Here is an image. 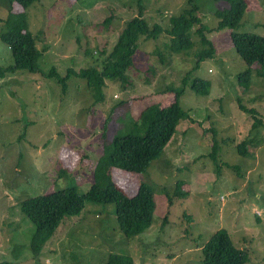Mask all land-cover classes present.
<instances>
[{
  "label": "rangeland",
  "instance_id": "374dc122",
  "mask_svg": "<svg viewBox=\"0 0 264 264\" xmlns=\"http://www.w3.org/2000/svg\"><path fill=\"white\" fill-rule=\"evenodd\" d=\"M247 2L237 31L264 36V0ZM186 4L39 0L26 10L42 52L41 71L18 70L0 77V263L103 264L115 253L132 257L135 264H203L202 247L224 229L238 249L248 252L246 264H264V79L254 74L249 88L239 84L237 74L249 66L237 54L229 29L207 34L216 54L200 63L193 76L210 80L211 91L200 95L187 86L179 102L190 119L180 121L162 154L140 174L113 170L127 196L141 184L153 191L156 207L144 234L125 239L115 205L90 202L79 215L64 218L38 257L30 248L35 227L22 213L21 202L69 184L86 193L106 140L146 104L173 102L203 46L195 36L194 50L167 54L163 65L158 52H164L169 37L141 38L133 65L125 70L127 82L107 79L100 103H95L85 79L72 75L63 91L56 78L42 72L56 68L66 75L68 69H101V52H111L140 8L150 24L170 28V18ZM197 4L198 16L209 29L218 25L215 12L230 6L215 0ZM13 9L23 10L16 4ZM7 16L6 0H0V22ZM12 64L11 51L0 40V67ZM168 86L172 90L167 92ZM241 105L256 109V117ZM254 137L249 156H242L238 145ZM214 139L217 162L211 157ZM179 183H184L185 194L177 196Z\"/></svg>",
  "mask_w": 264,
  "mask_h": 264
},
{
  "label": "trees",
  "instance_id": "16d2710c",
  "mask_svg": "<svg viewBox=\"0 0 264 264\" xmlns=\"http://www.w3.org/2000/svg\"><path fill=\"white\" fill-rule=\"evenodd\" d=\"M39 0H6L8 16L0 22V40L12 54L13 64L0 67V77L18 70L39 72L42 52L37 48V41L30 30L27 9ZM83 0H76L81 2ZM199 0H187L186 6L176 16L170 18V28L159 24H150L142 14L126 22L125 28L119 34L116 45L110 53L101 52L105 56L101 69L90 67L79 70L68 69L66 75H60L56 68H51L42 74L56 78L62 90H66L67 82L72 75L85 79L95 100L100 103L105 100L104 87L107 79L127 82L125 70L133 65V56L138 49L141 38L156 40L167 35L164 52H158L159 62L165 65L164 56L178 55L189 52L196 47L194 39L197 36L203 46L196 52L195 67L185 71L182 87L175 92V100L170 104L150 102L140 111L136 118L129 115L111 141L106 140L103 155L97 161L94 169V180L86 193H81L78 187L69 184L59 190L45 195L30 197L20 204L22 213L33 223L35 230L30 248L38 257L44 246L55 236L61 222L67 216L79 215L87 203L113 204L116 209V219L121 234L125 239H134L151 226L155 211V198L150 186L141 184L133 196H127L118 186L113 177V170L140 174L146 171L150 163L162 154L172 140L182 119H190V114L180 104L179 99L187 86L200 95H208L212 82L208 79L193 76V72L203 61L213 58L216 50L207 34L214 30H231V40L237 54L248 64V68L237 74L242 87L249 88L254 74L264 79V36L252 33H240L238 28L248 10L247 0H215L226 1L229 8L218 10L215 16L218 25L209 29L202 24L197 4ZM21 6L23 10L15 11L13 5ZM105 23L109 24V19ZM104 23V24H105ZM256 72V73H254ZM171 86L166 91H171ZM244 110L256 117V109L241 105ZM108 119L104 126L107 128ZM256 125V123H254ZM123 129L127 130L122 133ZM256 142V137L238 145V152L249 156V146ZM258 145V144H257ZM219 154L218 141L214 139L211 157L217 162ZM184 183H179L176 195H184ZM171 201V199H170ZM203 264H246L249 254L238 249L231 240L227 230H219L211 240L202 247ZM0 264H7L6 261ZM103 264H135L132 257L111 253Z\"/></svg>",
  "mask_w": 264,
  "mask_h": 264
}]
</instances>
